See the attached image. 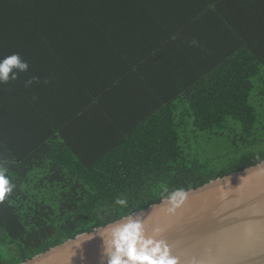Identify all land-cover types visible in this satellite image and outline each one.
<instances>
[{
	"label": "trees",
	"instance_id": "obj_1",
	"mask_svg": "<svg viewBox=\"0 0 264 264\" xmlns=\"http://www.w3.org/2000/svg\"><path fill=\"white\" fill-rule=\"evenodd\" d=\"M141 1L0 0V58L29 64L0 84V264L264 160V0H171L131 39Z\"/></svg>",
	"mask_w": 264,
	"mask_h": 264
},
{
	"label": "water",
	"instance_id": "obj_2",
	"mask_svg": "<svg viewBox=\"0 0 264 264\" xmlns=\"http://www.w3.org/2000/svg\"><path fill=\"white\" fill-rule=\"evenodd\" d=\"M264 160L186 191L173 213L166 203L129 215L169 245L180 264H264ZM109 224V223H108ZM107 225V224H106ZM105 226V225H104ZM99 226L19 264H103ZM92 237V238H91Z\"/></svg>",
	"mask_w": 264,
	"mask_h": 264
},
{
	"label": "clouds",
	"instance_id": "obj_3",
	"mask_svg": "<svg viewBox=\"0 0 264 264\" xmlns=\"http://www.w3.org/2000/svg\"><path fill=\"white\" fill-rule=\"evenodd\" d=\"M196 44L195 40L191 41ZM29 64L22 59L19 53H12L0 58V84H7L10 80L18 78L19 73L27 72ZM37 77H31L25 81V87L31 85ZM45 83H48L45 80ZM259 161L260 158L257 157ZM264 163V162H261ZM257 171L264 175V167L258 164ZM7 162H0V202L9 196L15 184L9 178ZM187 196L184 188L179 187L169 190L163 187L160 193L162 203H166V213H173L185 200ZM117 210L126 209L129 201L120 196L114 199ZM162 229L154 228L149 235L143 226L142 220L135 215H122L97 230L96 234L101 240V260L103 264H180L179 258L171 254L169 245L163 239L157 237ZM92 238V237H91Z\"/></svg>",
	"mask_w": 264,
	"mask_h": 264
},
{
	"label": "crops",
	"instance_id": "obj_4",
	"mask_svg": "<svg viewBox=\"0 0 264 264\" xmlns=\"http://www.w3.org/2000/svg\"><path fill=\"white\" fill-rule=\"evenodd\" d=\"M165 1L168 6L163 4L161 0H143L141 2H135L134 8L137 10V13L133 14L132 16L123 15L121 17L123 19L122 24H130L131 26H144L145 28H143L142 33L131 34L129 35V38L140 39L144 36L152 37L155 34L154 29L152 28L153 26H158L166 22L177 23L182 19L180 12L182 10H180V8L177 9L174 7L171 0ZM178 1V4L181 8H183L185 5H188L190 8L196 4V2L191 0ZM143 9L146 11H141Z\"/></svg>",
	"mask_w": 264,
	"mask_h": 264
},
{
	"label": "rangeland",
	"instance_id": "obj_5",
	"mask_svg": "<svg viewBox=\"0 0 264 264\" xmlns=\"http://www.w3.org/2000/svg\"><path fill=\"white\" fill-rule=\"evenodd\" d=\"M230 135H233V133H230ZM263 137H260L259 135L255 136L256 138H264V134L261 133ZM222 142L224 147H219L218 150L224 149L225 147H232L234 144L232 143V138H222Z\"/></svg>",
	"mask_w": 264,
	"mask_h": 264
}]
</instances>
